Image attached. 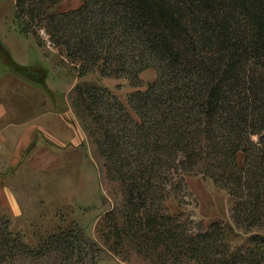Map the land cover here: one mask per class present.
Returning a JSON list of instances; mask_svg holds the SVG:
<instances>
[{
    "label": "trees",
    "instance_id": "1",
    "mask_svg": "<svg viewBox=\"0 0 264 264\" xmlns=\"http://www.w3.org/2000/svg\"><path fill=\"white\" fill-rule=\"evenodd\" d=\"M59 1L16 0L15 20L80 77L138 85L144 69L156 70L127 96L135 116L107 87L77 89L76 113L94 123L107 171L120 182L126 226L147 252L177 263L264 264V236L231 251L221 222L194 231L163 204L186 187V175L202 174L230 194L234 225H264V0H82L51 11ZM88 241L70 227L31 245L0 213V264H92L98 254Z\"/></svg>",
    "mask_w": 264,
    "mask_h": 264
},
{
    "label": "rangeland",
    "instance_id": "2",
    "mask_svg": "<svg viewBox=\"0 0 264 264\" xmlns=\"http://www.w3.org/2000/svg\"><path fill=\"white\" fill-rule=\"evenodd\" d=\"M15 1L0 0V213L9 219L11 230L31 245L60 229L81 230L89 240V253L98 254L92 264H194L147 252L126 226L129 216L120 182L107 171L94 123L76 113L78 86L97 83L135 116L127 96L144 89L156 70L144 69L138 85L125 77H80L56 48L48 42L38 45L31 33L21 30ZM81 2L60 0L50 9L66 11ZM242 157L239 152L241 164ZM185 183L164 201L167 212L194 231L201 224L221 222L231 251L261 243L255 235L264 236V225L244 230L232 223L233 200L224 188L202 174L186 175Z\"/></svg>",
    "mask_w": 264,
    "mask_h": 264
}]
</instances>
